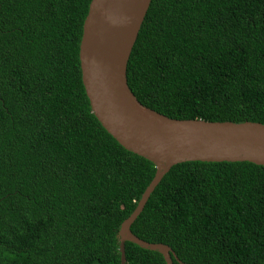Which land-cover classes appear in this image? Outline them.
Listing matches in <instances>:
<instances>
[{
    "label": "trees",
    "instance_id": "16d2710c",
    "mask_svg": "<svg viewBox=\"0 0 264 264\" xmlns=\"http://www.w3.org/2000/svg\"><path fill=\"white\" fill-rule=\"evenodd\" d=\"M90 0H0V264H119L118 229L155 166L90 112ZM126 84L169 119L264 124V0H150ZM172 264H264V167L172 166L129 227ZM124 264H164L124 243Z\"/></svg>",
    "mask_w": 264,
    "mask_h": 264
},
{
    "label": "water",
    "instance_id": "95a60500",
    "mask_svg": "<svg viewBox=\"0 0 264 264\" xmlns=\"http://www.w3.org/2000/svg\"><path fill=\"white\" fill-rule=\"evenodd\" d=\"M149 3L90 0L78 46L81 83L90 112L118 145L155 166L135 208L119 226V264L125 262L126 242L156 252L164 264H172L173 253L167 246L146 243L129 230L172 166L247 162L264 167V124L169 119L142 106L132 95L126 84V63Z\"/></svg>",
    "mask_w": 264,
    "mask_h": 264
}]
</instances>
